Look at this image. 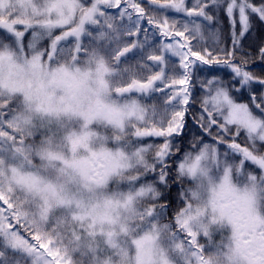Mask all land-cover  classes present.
<instances>
[{"label": "snow or ice", "instance_id": "6c2138e0", "mask_svg": "<svg viewBox=\"0 0 264 264\" xmlns=\"http://www.w3.org/2000/svg\"><path fill=\"white\" fill-rule=\"evenodd\" d=\"M253 19L264 0H0V264H264ZM190 114L214 143L176 142Z\"/></svg>", "mask_w": 264, "mask_h": 264}, {"label": "rangeland", "instance_id": "374dc122", "mask_svg": "<svg viewBox=\"0 0 264 264\" xmlns=\"http://www.w3.org/2000/svg\"><path fill=\"white\" fill-rule=\"evenodd\" d=\"M111 11L114 12V10ZM219 27L222 29L223 32L221 44L219 46L220 47L227 46L230 48L231 47L230 28L228 21L225 18H223L222 14H221V19L219 21ZM262 42H264V23H261L258 20L253 19L252 29L244 38L242 42L243 48L238 50L237 57L239 58L241 53H247L249 56L248 70H250L254 75L260 77H264V69L257 65L258 61H257L256 49ZM85 43H87V41H85ZM208 46L215 47V45H213L211 42H209ZM198 47H200V45H198ZM171 59L175 60V58H171ZM193 74H194V78H198V79L210 77L211 75H217L221 77L225 82H228L232 79V73L230 69L222 66L197 65L193 69ZM254 87L257 93H259L260 91H264V89H260L258 85H254ZM234 96L238 102H247L249 99L248 89L245 88L243 91L239 93H234ZM201 97H202V90L199 87V83H197L194 88V97H193V104L191 111H195L200 108ZM198 135H203L205 142L214 143L212 136L203 134L202 129H200L199 125L196 123V121L193 119V116L190 114L187 118L186 128L183 131V135L182 137H178L176 142L178 144L183 143L185 149H187L192 139ZM213 135H215V129L213 130ZM237 142L243 145L245 143V140L241 136ZM224 148L225 145L220 146L221 152H223ZM173 186L174 188L172 189V192L174 198H173V204L171 205L169 210V215H171L173 210L177 207L178 193L180 190L179 185H173ZM166 202H167V197H166Z\"/></svg>", "mask_w": 264, "mask_h": 264}, {"label": "trees", "instance_id": "16d2710c", "mask_svg": "<svg viewBox=\"0 0 264 264\" xmlns=\"http://www.w3.org/2000/svg\"><path fill=\"white\" fill-rule=\"evenodd\" d=\"M257 61H258V66L262 67L264 69V60H260L257 56ZM174 188V186L171 187L170 190H166V197H167V202H170V204L172 205L173 204V198H174V195H173V192H172V189ZM170 210V208H169Z\"/></svg>", "mask_w": 264, "mask_h": 264}]
</instances>
